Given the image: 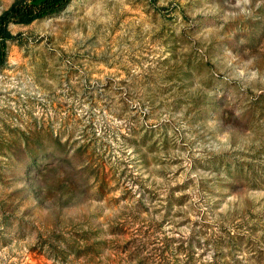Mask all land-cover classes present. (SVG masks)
I'll return each instance as SVG.
<instances>
[{
    "label": "rangeland",
    "instance_id": "374dc122",
    "mask_svg": "<svg viewBox=\"0 0 264 264\" xmlns=\"http://www.w3.org/2000/svg\"><path fill=\"white\" fill-rule=\"evenodd\" d=\"M6 26L0 264H264V0Z\"/></svg>",
    "mask_w": 264,
    "mask_h": 264
},
{
    "label": "trees",
    "instance_id": "16d2710c",
    "mask_svg": "<svg viewBox=\"0 0 264 264\" xmlns=\"http://www.w3.org/2000/svg\"><path fill=\"white\" fill-rule=\"evenodd\" d=\"M69 0H39L29 2L16 0L0 14V64L5 59V39L8 37L7 24L10 21L28 22L36 17L62 8Z\"/></svg>",
    "mask_w": 264,
    "mask_h": 264
}]
</instances>
